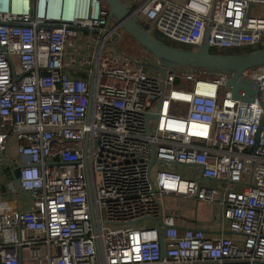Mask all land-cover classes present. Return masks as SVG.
<instances>
[{"label": "built area", "instance_id": "2783aa9c", "mask_svg": "<svg viewBox=\"0 0 264 264\" xmlns=\"http://www.w3.org/2000/svg\"><path fill=\"white\" fill-rule=\"evenodd\" d=\"M127 1L193 50L207 27L210 49L264 45V0ZM64 3L0 0V151L13 136L27 199L0 197V264H264V66L250 101L229 74H160L101 1Z\"/></svg>", "mask_w": 264, "mask_h": 264}, {"label": "water", "instance_id": "95a60500", "mask_svg": "<svg viewBox=\"0 0 264 264\" xmlns=\"http://www.w3.org/2000/svg\"><path fill=\"white\" fill-rule=\"evenodd\" d=\"M107 8L108 21L112 20L120 25L121 29L145 52L152 55L161 64L157 68L160 74L164 68L190 67L202 68L212 72L229 74L226 86L232 91L234 97L243 98L246 101L252 100L257 92L254 81L244 75L246 71L254 70L264 66V45L261 48L249 52L214 53L208 44L209 29H205L201 44L196 50L166 44L157 39L150 31L142 27L136 17L129 13L127 0H99ZM79 31H87L84 28H77ZM154 68V67H152ZM93 76L90 79L92 87ZM154 114H147V118L154 117ZM20 166L16 167V170ZM89 204L91 206V199ZM156 228L159 233L160 221H156ZM161 244V236L159 235Z\"/></svg>", "mask_w": 264, "mask_h": 264}, {"label": "crops", "instance_id": "0c3cea01", "mask_svg": "<svg viewBox=\"0 0 264 264\" xmlns=\"http://www.w3.org/2000/svg\"><path fill=\"white\" fill-rule=\"evenodd\" d=\"M20 160L15 150L13 136L8 135L5 140V149L0 151V197L5 199L11 208L24 210L27 208V199L18 184V170H16ZM8 184L14 189L13 192L8 191Z\"/></svg>", "mask_w": 264, "mask_h": 264}, {"label": "rangeland", "instance_id": "374dc122", "mask_svg": "<svg viewBox=\"0 0 264 264\" xmlns=\"http://www.w3.org/2000/svg\"><path fill=\"white\" fill-rule=\"evenodd\" d=\"M250 12L254 15L264 16V4L253 3L250 5ZM115 49L120 50L122 53L131 56H141L144 59H148L149 62H154L155 60L149 56L140 46H138L124 31L121 41L114 46ZM237 52H244L242 48H238ZM236 52V51H235ZM150 66H155L149 63Z\"/></svg>", "mask_w": 264, "mask_h": 264}, {"label": "trees", "instance_id": "16d2710c", "mask_svg": "<svg viewBox=\"0 0 264 264\" xmlns=\"http://www.w3.org/2000/svg\"><path fill=\"white\" fill-rule=\"evenodd\" d=\"M147 29V28H146ZM151 33L159 40H161L162 42L166 43V44H170V45H174V46H178V47H183V48H190L189 46L187 45H184V44H180V43H177V42H174V41H171L167 38H165L160 32L158 31H151ZM242 50H244V52H249V51H252V50H255V49H258V48H261V46H254V47H251V46H244V47H241ZM237 50H239L238 48H232V49H217V48H212L211 49V52H214V53H234L235 51L237 52ZM239 52V51H238Z\"/></svg>", "mask_w": 264, "mask_h": 264}, {"label": "bare ground", "instance_id": "6f19581e", "mask_svg": "<svg viewBox=\"0 0 264 264\" xmlns=\"http://www.w3.org/2000/svg\"><path fill=\"white\" fill-rule=\"evenodd\" d=\"M62 4H63V0H62ZM64 6L67 10L72 8V0H65Z\"/></svg>", "mask_w": 264, "mask_h": 264}]
</instances>
